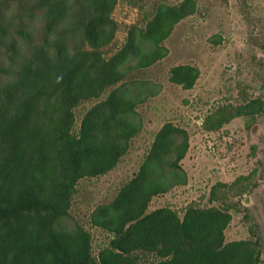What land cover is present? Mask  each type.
Listing matches in <instances>:
<instances>
[{
	"label": "trees",
	"instance_id": "16d2710c",
	"mask_svg": "<svg viewBox=\"0 0 264 264\" xmlns=\"http://www.w3.org/2000/svg\"><path fill=\"white\" fill-rule=\"evenodd\" d=\"M118 1L0 0V264H264L258 237L227 241L233 215L223 204L151 208L186 175L190 135L170 121L136 175L89 213L107 235L97 252L84 224H64L79 181L114 169L142 129L140 100L129 94L134 71L164 58L165 40L199 9V0H153L109 54ZM199 76L191 64L170 70L187 89ZM87 100L95 102L75 131L74 109ZM226 107L207 116V128L261 112L264 99ZM251 174L215 184L210 200L241 194Z\"/></svg>",
	"mask_w": 264,
	"mask_h": 264
},
{
	"label": "rangeland",
	"instance_id": "374dc122",
	"mask_svg": "<svg viewBox=\"0 0 264 264\" xmlns=\"http://www.w3.org/2000/svg\"><path fill=\"white\" fill-rule=\"evenodd\" d=\"M152 1H118L113 11L118 30L111 45L103 48L105 52L110 54L125 43L129 26L142 22L144 7ZM165 45L167 55L148 68L134 71L135 80L129 84V94L140 100V133L114 169L79 181L71 217L64 224H84L92 233L97 252L107 235L91 225L89 213L98 204L111 201L136 175L156 133L170 121L190 135V147L182 160L186 175L180 177L181 183L155 196L151 208L169 205L182 212L192 202L223 204L233 215L226 229L227 241L258 237L264 260V109L225 120L217 129L206 127L207 116L218 108L264 99V0H199L198 11L175 26ZM184 63L200 69L196 84L189 89L170 80L171 68ZM94 102L83 101L75 107V131ZM252 171L251 184L241 194L230 191L222 202L210 200L215 184L232 183Z\"/></svg>",
	"mask_w": 264,
	"mask_h": 264
}]
</instances>
